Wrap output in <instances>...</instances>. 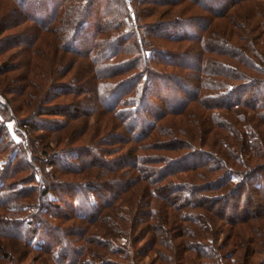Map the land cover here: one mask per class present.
<instances>
[{"label": "trees", "instance_id": "trees-1", "mask_svg": "<svg viewBox=\"0 0 264 264\" xmlns=\"http://www.w3.org/2000/svg\"><path fill=\"white\" fill-rule=\"evenodd\" d=\"M0 57V264H264V0H0Z\"/></svg>", "mask_w": 264, "mask_h": 264}, {"label": "rangeland", "instance_id": "rangeland-1", "mask_svg": "<svg viewBox=\"0 0 264 264\" xmlns=\"http://www.w3.org/2000/svg\"><path fill=\"white\" fill-rule=\"evenodd\" d=\"M114 8L112 9V10H114V12L116 11H121L122 9L120 8V6L119 5H117L116 3H115V5L113 6ZM158 16H159V13H157V12H155V13H152V15H150V16H147L145 19H147V20H152V19H155V20H158ZM161 18H163V17H161ZM254 42L256 43V47L258 48V46H257V42L254 40ZM188 46H189V44H187V43H185V42H183L182 43V45L180 46V48H178L176 45H173V47L175 48V49H172V50H174V51H179L180 50V52H182L183 50H185L186 48H188ZM256 47H255V50H257L256 49ZM178 48V49H177ZM195 50H193L192 51V53L194 52ZM189 52H191V51H189ZM245 57V61L246 62H250V63H252V58H250V57H248L247 58V56H244ZM255 57V56H254ZM256 59L258 58V57H255ZM0 59H2L1 57H0ZM250 74H253V75H255L256 74V72L254 73V72H250ZM263 88H262V90H264V86H262ZM43 100V99H46L47 100V98H41L40 97V99L39 100ZM47 103V102H46ZM35 109V107L34 108H25V109H22L20 112H17L18 113V116L19 117H24L25 115H28L29 113H31V111H33ZM16 113V114H17ZM1 116V115H0ZM42 116H44V115H42ZM55 121H58L57 119H54ZM3 122H5V124H6V128H7V130H8V133H9V135L10 136H12V138L14 139V140H20L21 139V136H19V132L16 130V123H15V121L13 120V119H7V120H5V121H3ZM33 133V135H35L36 137H38V136H40V134L41 133H44V131L43 130H35L34 132H32ZM55 137H56V135H55ZM55 137L54 138H52L51 139V142L53 143L52 145H51V148L49 149V147L47 148L48 149V151H50V154H52V152H54L55 151V148L56 147H60V145L61 144H59V145H56V141H54L55 140ZM58 138V137H57ZM33 141H35L34 143H39V139H34L33 138ZM50 141V140H49ZM66 141V140H65ZM58 143H59V141H57ZM77 143V142H76ZM53 147V148H52ZM42 148V147H41ZM39 154V153H38ZM209 174H211L213 177L216 175V173H214V172H212V173H210L209 172ZM121 213H124V214H126L125 212H121ZM127 215V214H126ZM123 224L125 225V221L124 222H122V226H123ZM130 231V228H127V232H129ZM221 234V233H220ZM221 236H222V234H221ZM144 241H140V242H137V243H135V244H133L132 245V243L131 242H129L128 243V248L130 249V251H131V253L133 254V252H134V250H135V248H139L141 245H142V243H143ZM143 246V245H142ZM150 254H152V252H148L144 257H140V258H138L137 256H133L132 257V259H131V261H134L136 264H147V263H149L148 261H149V259H150V257H151V255ZM131 261H130V263H131ZM1 264H7V262H5V260H3V262L1 263Z\"/></svg>", "mask_w": 264, "mask_h": 264}]
</instances>
